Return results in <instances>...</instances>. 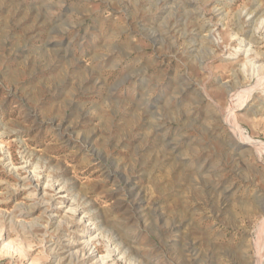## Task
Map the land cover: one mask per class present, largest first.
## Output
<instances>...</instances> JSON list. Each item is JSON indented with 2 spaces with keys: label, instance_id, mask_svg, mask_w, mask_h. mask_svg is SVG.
I'll return each instance as SVG.
<instances>
[{
  "label": "rangeland",
  "instance_id": "obj_1",
  "mask_svg": "<svg viewBox=\"0 0 264 264\" xmlns=\"http://www.w3.org/2000/svg\"><path fill=\"white\" fill-rule=\"evenodd\" d=\"M0 264H264V0H0Z\"/></svg>",
  "mask_w": 264,
  "mask_h": 264
}]
</instances>
